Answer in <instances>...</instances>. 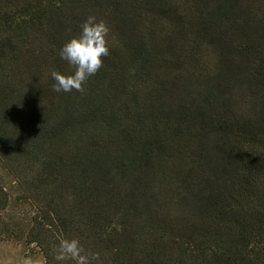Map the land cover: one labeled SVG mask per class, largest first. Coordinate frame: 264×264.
<instances>
[{
  "label": "trees",
  "instance_id": "obj_1",
  "mask_svg": "<svg viewBox=\"0 0 264 264\" xmlns=\"http://www.w3.org/2000/svg\"><path fill=\"white\" fill-rule=\"evenodd\" d=\"M109 54L84 92L63 44ZM0 235L44 264H264V0H0Z\"/></svg>",
  "mask_w": 264,
  "mask_h": 264
},
{
  "label": "clouds",
  "instance_id": "obj_2",
  "mask_svg": "<svg viewBox=\"0 0 264 264\" xmlns=\"http://www.w3.org/2000/svg\"><path fill=\"white\" fill-rule=\"evenodd\" d=\"M109 26L103 20H97L90 15L81 25L80 34L67 40L60 49L61 59L74 69L69 74L57 71L51 73L56 92H84V84L90 76L95 75L103 67V57L109 54L108 34ZM57 261L73 260L75 264H91L99 260L97 253L85 252L78 239H61L57 254ZM24 264H31L25 261Z\"/></svg>",
  "mask_w": 264,
  "mask_h": 264
},
{
  "label": "rangeland",
  "instance_id": "obj_3",
  "mask_svg": "<svg viewBox=\"0 0 264 264\" xmlns=\"http://www.w3.org/2000/svg\"><path fill=\"white\" fill-rule=\"evenodd\" d=\"M44 264L42 255L33 245L0 235V264Z\"/></svg>",
  "mask_w": 264,
  "mask_h": 264
}]
</instances>
